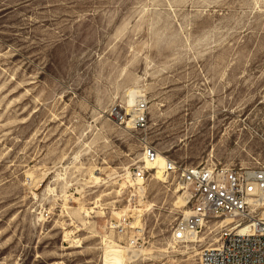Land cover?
Masks as SVG:
<instances>
[{
	"label": "rangeland",
	"instance_id": "obj_1",
	"mask_svg": "<svg viewBox=\"0 0 264 264\" xmlns=\"http://www.w3.org/2000/svg\"><path fill=\"white\" fill-rule=\"evenodd\" d=\"M134 86L140 131L110 116ZM146 144L264 165V0H0V264H102L124 207L147 253L131 264H196L169 241L177 189L125 183Z\"/></svg>",
	"mask_w": 264,
	"mask_h": 264
},
{
	"label": "built area",
	"instance_id": "obj_2",
	"mask_svg": "<svg viewBox=\"0 0 264 264\" xmlns=\"http://www.w3.org/2000/svg\"><path fill=\"white\" fill-rule=\"evenodd\" d=\"M148 115L149 106L143 99L129 114L122 104L110 112L117 126L130 124L139 131L146 127ZM157 154L156 148L144 146V162L133 167L130 176L135 187L154 180L157 169L146 164L155 163ZM162 170L166 190L172 193L180 189L188 209L172 226L171 243L199 248L196 264H264V165H183L166 157ZM131 213L130 209V213L109 221L108 228L136 250L144 245V235L132 228Z\"/></svg>",
	"mask_w": 264,
	"mask_h": 264
},
{
	"label": "bare ground",
	"instance_id": "obj_3",
	"mask_svg": "<svg viewBox=\"0 0 264 264\" xmlns=\"http://www.w3.org/2000/svg\"><path fill=\"white\" fill-rule=\"evenodd\" d=\"M125 99H126L125 103H120V104H122V106L125 109V112L127 114L130 113V108H132L138 102L139 99H141V100L143 99V100H145L148 103V100H147V97L145 95V92H143V90H142V93L138 95L137 89H136L135 86L129 89V91L127 92V95H126V98ZM120 128L125 129V130H129V131L130 130L133 131V129L130 126V124H127L125 126H120ZM143 162H144V157L142 155V162L141 163H143ZM165 162H166V156H164L163 154H161L160 152H158L157 158L155 160V163H153V164L147 163L146 164V166L148 168L157 169V172L155 173V177L154 178H155V180H157L158 182H161L163 184L166 183L165 177H164V174H163V170H162L163 167H164ZM125 172H126L125 174L127 175L126 176L124 174L126 176V177H124L125 178V183H126V185H128V188H131L132 186H134V184L130 180L131 172L129 171V168L128 167H125ZM92 178L95 181H97V182L99 181V177L98 176H92ZM123 186H124V184H123ZM120 187H122V186H120ZM145 191H146L145 190V184H143V183L142 184H139L138 187H135V193H137L139 197H141L144 194ZM176 192H180V189H177ZM174 205H176L175 208H182V207H185L186 206V201H185V199H183L182 195L178 199V202H176V204H174ZM149 207L152 208V206H149ZM138 210H135L134 207L132 208V211H133L132 218H133V220L131 221V226H132V228L134 230H137L138 232H141L142 233V231H144V230L142 229L143 227H141V217L138 216V218H136V222H135V217L137 216L136 213L138 212ZM128 211H129V208L128 207H124V209H121L120 210V213L118 215V218H120L122 215H125ZM140 211H142V210H140ZM187 213H188V209L184 210V214L183 215H186ZM86 214H87V212H86ZM134 222H135V224H133ZM138 225H140V226H138ZM67 234L69 235V233H67ZM116 238H117V240L113 241L112 238H110L109 235H106V236L102 237V241H101V243L103 245L102 246V250H103L102 251L103 252V254H102V264H131V263L139 260V258H141L142 256H145V254H147L144 249H142V250L140 249V251L139 250L137 251V249H136V251H135V250H131L130 247H129V249H128V247H124V244L125 243H124V240H122L123 237H117L116 236ZM64 239H65V237H64ZM74 242H76V244H77V242H80V240H74ZM78 245H79V243H78ZM125 245L128 246V244H125ZM171 245H172L171 248L175 252L178 245H174L173 243H171ZM75 246H77V245H75ZM183 247L186 248V250H185L186 252H183V253L180 252V255H185L188 252V250H189V248H188L189 245L186 244ZM193 250H195V247H194ZM198 252H199V250H198ZM167 253H169V251H167Z\"/></svg>",
	"mask_w": 264,
	"mask_h": 264
},
{
	"label": "water",
	"instance_id": "obj_4",
	"mask_svg": "<svg viewBox=\"0 0 264 264\" xmlns=\"http://www.w3.org/2000/svg\"><path fill=\"white\" fill-rule=\"evenodd\" d=\"M157 49L159 50V47H157Z\"/></svg>",
	"mask_w": 264,
	"mask_h": 264
}]
</instances>
